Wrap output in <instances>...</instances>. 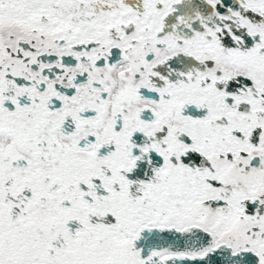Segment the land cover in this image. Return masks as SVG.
Here are the masks:
<instances>
[{"label":"snow or ice","instance_id":"snow-or-ice-1","mask_svg":"<svg viewBox=\"0 0 264 264\" xmlns=\"http://www.w3.org/2000/svg\"><path fill=\"white\" fill-rule=\"evenodd\" d=\"M0 264H264V0H0Z\"/></svg>","mask_w":264,"mask_h":264}]
</instances>
